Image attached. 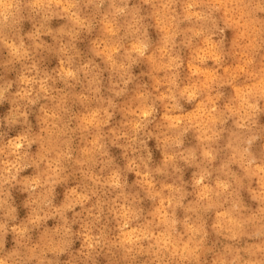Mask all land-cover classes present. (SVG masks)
Returning <instances> with one entry per match:
<instances>
[{"label": "clouds", "instance_id": "1", "mask_svg": "<svg viewBox=\"0 0 264 264\" xmlns=\"http://www.w3.org/2000/svg\"><path fill=\"white\" fill-rule=\"evenodd\" d=\"M0 264H264V0H0Z\"/></svg>", "mask_w": 264, "mask_h": 264}]
</instances>
